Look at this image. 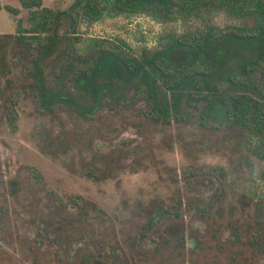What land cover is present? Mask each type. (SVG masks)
Masks as SVG:
<instances>
[{
    "label": "rangeland",
    "instance_id": "1",
    "mask_svg": "<svg viewBox=\"0 0 264 264\" xmlns=\"http://www.w3.org/2000/svg\"><path fill=\"white\" fill-rule=\"evenodd\" d=\"M43 1L66 12L77 0ZM0 6L22 11H0V264H264V161L242 129L204 130L194 111L156 124L130 88L93 102L67 65V20L49 50H30L16 32L28 19L20 0ZM162 29L106 17L82 26L77 47L122 39L139 56Z\"/></svg>",
    "mask_w": 264,
    "mask_h": 264
},
{
    "label": "trees",
    "instance_id": "2",
    "mask_svg": "<svg viewBox=\"0 0 264 264\" xmlns=\"http://www.w3.org/2000/svg\"><path fill=\"white\" fill-rule=\"evenodd\" d=\"M20 5L28 19L27 24L17 21L16 32L30 50H49L67 20L62 36L71 47L67 65L77 67L70 70H75L82 95L96 102L103 93L130 88V104L146 102L150 120L164 126L185 124L194 111L204 130L242 129L252 152L264 161V0H109L108 6L77 0L66 12L46 8L43 0H20ZM1 10L15 18L22 12L13 6ZM135 15L163 27L155 49L144 48L138 56L122 39L94 41L88 49H78L83 25ZM220 15L244 24L222 27L216 22ZM247 21L253 26H246ZM179 23L182 33L176 28ZM256 53L255 61L239 60ZM42 90L51 99L52 93ZM65 96L52 102H64ZM160 219L151 217L149 226Z\"/></svg>",
    "mask_w": 264,
    "mask_h": 264
},
{
    "label": "built area",
    "instance_id": "3",
    "mask_svg": "<svg viewBox=\"0 0 264 264\" xmlns=\"http://www.w3.org/2000/svg\"><path fill=\"white\" fill-rule=\"evenodd\" d=\"M154 46L157 47V41H156V43L154 44Z\"/></svg>",
    "mask_w": 264,
    "mask_h": 264
}]
</instances>
